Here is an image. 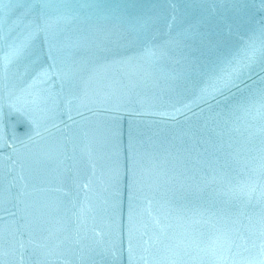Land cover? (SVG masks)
<instances>
[{"label": "water", "instance_id": "1", "mask_svg": "<svg viewBox=\"0 0 264 264\" xmlns=\"http://www.w3.org/2000/svg\"><path fill=\"white\" fill-rule=\"evenodd\" d=\"M0 264H264V0H0Z\"/></svg>", "mask_w": 264, "mask_h": 264}]
</instances>
